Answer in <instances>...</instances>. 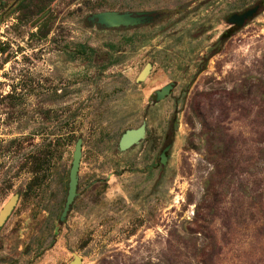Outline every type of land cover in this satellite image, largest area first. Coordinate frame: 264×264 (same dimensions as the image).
<instances>
[{
	"label": "rangeland",
	"instance_id": "1",
	"mask_svg": "<svg viewBox=\"0 0 264 264\" xmlns=\"http://www.w3.org/2000/svg\"><path fill=\"white\" fill-rule=\"evenodd\" d=\"M104 11L156 17L86 21ZM13 195L0 264H264V0H0V209Z\"/></svg>",
	"mask_w": 264,
	"mask_h": 264
},
{
	"label": "water",
	"instance_id": "2",
	"mask_svg": "<svg viewBox=\"0 0 264 264\" xmlns=\"http://www.w3.org/2000/svg\"><path fill=\"white\" fill-rule=\"evenodd\" d=\"M259 9L258 5L246 10L242 14H233L227 19V23L230 25H237L242 27L245 22L255 16ZM155 14L152 11H141V12H117V11H104L92 14L86 18V21L99 26L102 29H119V28H133L137 26L150 24L155 18ZM151 70L150 64H145V66L141 69L135 79V83H142L147 76L149 75ZM174 83H169L159 90H156L153 93L154 102H160L164 100L168 95L170 90L173 88ZM145 136V123H141V125L135 129L125 130L117 143V149L119 152H124L129 148L137 145L141 140H143ZM171 140L167 139L164 144L159 162L160 164H164L166 161L165 153L170 147ZM82 154V138L78 137L74 143L73 151L71 155L70 168L68 170V180H67V189L65 201L63 204L62 211L59 216V222H62L72 205V202L76 196V188H77V173L80 163V158ZM18 200L17 195L11 196L7 202L0 209V228L6 221L7 217L12 212L16 202ZM68 264H81V260L78 256L74 255L73 259Z\"/></svg>",
	"mask_w": 264,
	"mask_h": 264
},
{
	"label": "flooded vegetation",
	"instance_id": "3",
	"mask_svg": "<svg viewBox=\"0 0 264 264\" xmlns=\"http://www.w3.org/2000/svg\"><path fill=\"white\" fill-rule=\"evenodd\" d=\"M253 7H254V6H253ZM247 10H248V9H247ZM245 11H246V10H245ZM245 11H244V12H245ZM242 13H243V12H242ZM242 13H240V14H242ZM232 15H233V14H232ZM230 16H231V15H230ZM230 16H229V17H230ZM229 17H228V18H229ZM249 20H250V19H249ZM247 21H248V20H247ZM247 21H246V22H247ZM246 22H245V23H246ZM93 25H95V24H93ZM96 26H97V25H96ZM229 26L232 27V28H230L229 30H227V31L225 32V33H228L229 35L234 31V29H236L237 27H239V26H237V25H230V24H229ZM98 27H99V26H98ZM173 87H174V86H173Z\"/></svg>",
	"mask_w": 264,
	"mask_h": 264
},
{
	"label": "trees",
	"instance_id": "4",
	"mask_svg": "<svg viewBox=\"0 0 264 264\" xmlns=\"http://www.w3.org/2000/svg\"><path fill=\"white\" fill-rule=\"evenodd\" d=\"M43 10H44V9H42V11H43ZM228 35H229L228 33H225V34L223 35V37H226V38H227Z\"/></svg>",
	"mask_w": 264,
	"mask_h": 264
}]
</instances>
